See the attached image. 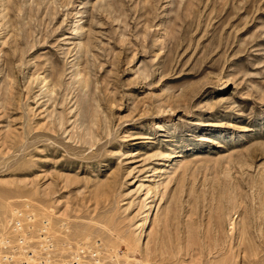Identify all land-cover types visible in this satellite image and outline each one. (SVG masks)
<instances>
[{
    "label": "rangeland",
    "instance_id": "rangeland-1",
    "mask_svg": "<svg viewBox=\"0 0 264 264\" xmlns=\"http://www.w3.org/2000/svg\"><path fill=\"white\" fill-rule=\"evenodd\" d=\"M29 212L125 260L264 264V0H0V236Z\"/></svg>",
    "mask_w": 264,
    "mask_h": 264
},
{
    "label": "built area",
    "instance_id": "built-area-1",
    "mask_svg": "<svg viewBox=\"0 0 264 264\" xmlns=\"http://www.w3.org/2000/svg\"><path fill=\"white\" fill-rule=\"evenodd\" d=\"M30 216H15L8 220L10 227L0 236V264H139L125 260L120 252L110 253L101 240L45 242L43 230L33 234L26 220ZM64 249V250H62Z\"/></svg>",
    "mask_w": 264,
    "mask_h": 264
},
{
    "label": "bare ground",
    "instance_id": "bare-ground-1",
    "mask_svg": "<svg viewBox=\"0 0 264 264\" xmlns=\"http://www.w3.org/2000/svg\"><path fill=\"white\" fill-rule=\"evenodd\" d=\"M195 3V5L197 4L196 2H194ZM199 3V2H198ZM187 6V5H186ZM196 8H197V6H195ZM28 216H31V213L29 212V214H28ZM58 217V216H57ZM45 219H46V221L44 220L43 221V223H44V230L46 231V235H45V242L47 243L49 240H51V238H54L55 239V241H56V239H57V229H55V227L53 226V220H52V216H45ZM6 222H8V221H6ZM5 222V223H6ZM68 227L69 226H67V222H63L62 224H61V228L62 229H65V230H68V231H70L71 229H68ZM43 229H40V230H43ZM56 233V234H55ZM89 234V232H87L86 233V235L82 238V239H78V241H80V240H82L83 242H92V241H96V240H100L99 238H95V237H92V236H89L88 235ZM66 239H68L69 241H70V238H66ZM64 239H62V240H60L59 241V243H58V245L60 244V245H62L63 243H61V241H63ZM58 241V240H57ZM62 250H64V249H62ZM109 251V250H108ZM110 252V251H109ZM112 252V251H111ZM110 252V253H111ZM136 253H139V252H137L136 251ZM112 254V253H111ZM132 256V255H131ZM140 258H138V259H136L135 257H133L132 258V260L133 261H136V262H138L139 264H146V263H144V262H142L141 260H139Z\"/></svg>",
    "mask_w": 264,
    "mask_h": 264
}]
</instances>
